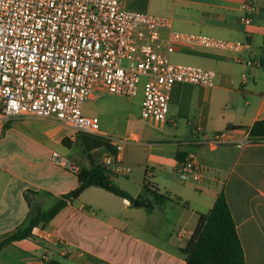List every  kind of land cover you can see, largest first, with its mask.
Masks as SVG:
<instances>
[{
    "label": "crops",
    "instance_id": "crops-1",
    "mask_svg": "<svg viewBox=\"0 0 264 264\" xmlns=\"http://www.w3.org/2000/svg\"><path fill=\"white\" fill-rule=\"evenodd\" d=\"M122 1L129 10L156 12L159 14L154 15L169 18L177 32L204 34L246 45L241 52L179 47L172 60L194 62L214 70L216 87L176 84L166 125L156 127L142 120L139 134L133 132L130 122L125 131L126 140L149 142V149L158 154L159 170L175 173L177 178V154L186 159L194 153L205 171L203 180H180L183 185L171 182L165 195L180 200V204L164 206L140 200L144 206L136 207L103 189L91 187L78 199L68 201L51 223L35 229L33 238L1 253L11 248L22 250L30 256L25 264H37L36 259L46 253L55 264H186L181 250L197 228V214H204L203 208L210 211L223 194L246 264H264V143L237 147L250 137L247 129L264 119V0H259L250 26L240 20L245 0H146L145 11L131 9L126 0ZM248 61L252 65L248 66ZM28 122L33 121H0V132L42 131V127ZM219 133L226 134L224 144H212ZM100 135L113 137L103 130ZM65 138L71 147L78 145L73 131L70 135L60 133L61 143ZM1 145L2 139L0 148ZM27 150V157L11 154L9 149L0 150V240L27 227L39 211L46 212L45 204L54 206L76 190L80 171L91 167L89 156L77 162L57 153L65 161L63 166L54 161L56 152L47 160V154L34 145ZM105 154L95 152L94 162L100 164ZM110 179L119 184L118 178ZM191 194L200 199L190 200ZM131 196L135 200L141 198ZM27 241L37 244L40 250H33L32 245L23 246Z\"/></svg>",
    "mask_w": 264,
    "mask_h": 264
},
{
    "label": "built area",
    "instance_id": "built-area-1",
    "mask_svg": "<svg viewBox=\"0 0 264 264\" xmlns=\"http://www.w3.org/2000/svg\"><path fill=\"white\" fill-rule=\"evenodd\" d=\"M258 9L259 0H245L241 22L250 26ZM179 47L241 52L246 45L177 32L169 18L129 10L122 0H0V121L55 120L76 135L101 136L99 119L84 114L85 103L105 94L136 98L146 79L142 120L164 126L176 84L217 85L214 70L174 63ZM105 138L115 153L106 152L100 165L110 178L127 177L132 170L121 152L131 139ZM225 138L216 134L212 144H224ZM258 143L264 140L249 137L237 147ZM53 159L66 165L57 153ZM204 172L194 153L177 168L184 183H200ZM152 178L146 175L148 188ZM36 263L51 264L53 258L46 253Z\"/></svg>",
    "mask_w": 264,
    "mask_h": 264
},
{
    "label": "rangeland",
    "instance_id": "rangeland-1",
    "mask_svg": "<svg viewBox=\"0 0 264 264\" xmlns=\"http://www.w3.org/2000/svg\"><path fill=\"white\" fill-rule=\"evenodd\" d=\"M129 8L145 11L144 7L146 0H126ZM153 14H159L152 12ZM174 63L188 64L194 66H201L194 62H184L173 60ZM146 79H142L139 85V93L136 98L126 99L113 95L105 94L99 99H90L85 103L84 114L90 117H97L101 124V130L108 132L114 138L125 140L127 136L125 131L127 125L130 122L134 126L135 133L139 134V128L144 124L141 117V107L143 102V88ZM172 111L170 112V115ZM11 121H33L27 124H34L42 127V131H23V133L15 132H0V139H2V148L6 152L9 149L11 154H18L28 156L29 151L27 147L34 145L41 153L44 151L47 154V160L50 159L54 152L58 153L64 159L67 158L70 161H81L82 159H88V154L84 152V149L80 145H73L71 148H66L62 145L59 137L60 133L70 135L72 130L63 126L60 122L55 120H38L30 117L23 119H15ZM185 124V122H182ZM170 129V128H168ZM123 156V164L132 170L131 174L127 177H118L119 188L125 192H130L133 196H141V201L145 203L157 202V196L159 191L162 195L168 192L170 183L175 181L183 185L175 173L170 171L159 170L157 161V153L149 149V142L142 139L140 142L136 140H130L121 152ZM98 155V154H97ZM99 157V156H97ZM147 174H152V184L155 189L144 188V182ZM124 188H127V191ZM180 187V186H178ZM159 190V191H157ZM190 197V200L200 199L198 196ZM206 196L201 197L205 199ZM193 202V201H192ZM53 206V203H47L43 206V210L47 211ZM208 208V207H207ZM204 214H207L208 209H201ZM190 211V210H188ZM190 213V212H189ZM32 243V244H31ZM23 246L32 245V249L35 247L40 248L34 242H24ZM32 250V251H33ZM31 252V251H29ZM40 252V251H39ZM34 253V252H33ZM29 254L24 253L22 250L9 249L0 254V264H25V260L29 259Z\"/></svg>",
    "mask_w": 264,
    "mask_h": 264
},
{
    "label": "trees",
    "instance_id": "trees-1",
    "mask_svg": "<svg viewBox=\"0 0 264 264\" xmlns=\"http://www.w3.org/2000/svg\"><path fill=\"white\" fill-rule=\"evenodd\" d=\"M233 128L243 129L241 127ZM247 130L253 140H264V119L257 121ZM62 143L66 148H71L69 139L65 138ZM76 144L84 149V152L88 154L91 160L90 169H82L78 175L79 187L65 195L50 210L46 212L39 211L30 220L27 227L19 229L0 240V253L18 242L33 238L35 229L51 223L66 208L68 201L78 199L91 187L103 189L132 204L141 200V198L135 200L131 194L114 184L103 167L94 162L93 154L97 151L115 153V149L108 139L103 136L78 134ZM176 159L178 162L185 160L184 155L180 153L177 154ZM144 188H147L145 182ZM155 195L160 206H164L167 203L180 204V200H172L168 195L159 193ZM184 206L186 207L187 204ZM149 208L153 209V205L149 204ZM197 216V228L185 241L181 250L186 257V264H246L236 224L223 194L219 195L214 207L208 214H197Z\"/></svg>",
    "mask_w": 264,
    "mask_h": 264
},
{
    "label": "water",
    "instance_id": "water-1",
    "mask_svg": "<svg viewBox=\"0 0 264 264\" xmlns=\"http://www.w3.org/2000/svg\"><path fill=\"white\" fill-rule=\"evenodd\" d=\"M134 205H135L136 207H141V206H144V204H142V203H140V202H138V201H137V202H135V203H134Z\"/></svg>",
    "mask_w": 264,
    "mask_h": 264
}]
</instances>
